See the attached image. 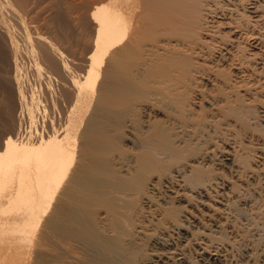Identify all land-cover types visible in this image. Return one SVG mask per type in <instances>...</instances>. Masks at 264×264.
I'll use <instances>...</instances> for the list:
<instances>
[{
    "label": "bare ground",
    "instance_id": "bare-ground-1",
    "mask_svg": "<svg viewBox=\"0 0 264 264\" xmlns=\"http://www.w3.org/2000/svg\"><path fill=\"white\" fill-rule=\"evenodd\" d=\"M26 1L0 0V264H193L191 202L264 211V0H51L32 31Z\"/></svg>",
    "mask_w": 264,
    "mask_h": 264
},
{
    "label": "rangeland",
    "instance_id": "rangeland-1",
    "mask_svg": "<svg viewBox=\"0 0 264 264\" xmlns=\"http://www.w3.org/2000/svg\"><path fill=\"white\" fill-rule=\"evenodd\" d=\"M51 0H28L26 1V4H27V9H26V6L23 7L25 8V19H26V25L28 26L29 29H31L30 31H32V27L31 26V22L30 21H34L35 18L34 17H39V19L36 18V20H42L44 21L45 18L48 16V10L45 12L46 8L48 9L50 7V4L49 3H52L53 1ZM30 3V4H29ZM34 6H33V5ZM38 5V6H37ZM47 5V6H46ZM22 8V9H23ZM35 8V9H34ZM41 8V9H39ZM45 9V10H44ZM24 12V9L22 10V13ZM34 12V13H33ZM41 12V13H40ZM27 16V18H26ZM45 17V18H44ZM42 18V19H41ZM44 18V19H43ZM28 19V20H27ZM32 19V20H31ZM34 19V20H33ZM30 24V25H29ZM22 27L20 29V33H22ZM40 31H43L45 35L48 36V34H46V31L43 29V30H40ZM42 32V33H43ZM9 69V67H7ZM10 75V74H8ZM10 77V76H9ZM10 79V78H9ZM15 112H16V109H15ZM264 119V118H263ZM261 124L263 125L264 124V121L261 122ZM221 148H225L228 149V146L225 144H222ZM220 148V149H221ZM222 151V150H220ZM221 155V153L218 152L217 156ZM223 159V158H222ZM221 174L225 175V177H227L226 179H228L229 181V178L231 180H234V176L233 174L230 172V171H227L228 169L225 168V167H221ZM230 173V174H229ZM231 176V177H230ZM229 177V178H228ZM212 198H210L208 200V202L204 203V204H199L197 203H194L195 201L193 199H191L192 201L194 202H191L193 203V205L191 206H187V208H191V214L194 216L197 215V217L195 218H199V222H197V226H199V228L201 230L202 229V225L205 224V222H207V224L205 225H209L212 221L214 222L215 221H221L223 222V231L220 232V233H217V241L216 243L213 244V248L212 249H216L218 252H217V257H218V261L215 262L214 264H220L219 262L222 261V262H226L227 264H246L247 260H248V257L245 255L242 254V249L245 248V247H251L252 250L253 248L255 249L256 252L259 251V253H255L257 256L258 254V263L257 264H260L262 263L261 260H263L264 258V217H261L263 216V213L264 211H262L261 209H257L258 212L256 213L255 210H253L254 213H256V217L255 219L253 220L255 225H253V221H251V217L249 216L248 218L250 220H245V217L242 216V214H239L238 212L239 211H236V210H227V209H222L223 207H221L219 205V203L217 202V200L219 199L218 197L216 196H211ZM216 197V198H215ZM215 198V199H214ZM212 199V200H211ZM211 200V203H209V201ZM184 203V202H183ZM185 204V203H184ZM199 204V205H198ZM204 205V206H203ZM207 205V206H206ZM200 206V207H199ZM195 207V208H194ZM201 209V210H200ZM189 210V211H190ZM227 210V212H226ZM261 212H260V211ZM233 212V213H232ZM249 212L251 213V211H247V214H249ZM201 213V214H200ZM203 214V215H202ZM232 214V215H231ZM210 216V217H209ZM215 216V217H214ZM203 219H202V218ZM217 218V219H216ZM236 218V219H235ZM260 220H259V219ZM262 218V219H261ZM212 220V221H211ZM237 220V221H236ZM257 220V221H256ZM247 223H246V222ZM196 222V221H195ZM201 222V223H200ZM204 222V223H203ZM245 222V223H244ZM252 222V223H251ZM199 223V224H198ZM203 223V224H202ZM251 224V225H250ZM257 225V227H256ZM259 225V226H258ZM204 226V225H203ZM254 226V227H253ZM230 227V228H229ZM252 227V228H251ZM256 227V228H255ZM261 227V228H259ZM259 228V229H258ZM199 229V230H200ZM254 229V230H253ZM261 229V230H260ZM198 230V231H199ZM200 230V231H201ZM247 230V232H246ZM197 233V235L191 239L192 241H190L187 249H186V254L187 256L189 257L190 260H192L194 263L193 264H207L205 263L206 261L205 260H201L202 257L199 256V251L200 250V245H203L201 244L200 240L198 238L201 237V233L200 232ZM253 231V232H252ZM258 231V232H257ZM256 232V233H255ZM245 233V234H244ZM259 233V234H258ZM261 233V234H260ZM200 234V235H199ZM223 234V235H222ZM244 234V235H243ZM249 234V235H248ZM221 235V236H220ZM252 235V236H251ZM259 235V236H258ZM220 237H223V238H220ZM256 237V238H255ZM259 237V238H258ZM224 239V240H223ZM259 239L261 240L260 242ZM256 240V241H255ZM200 241V242H198ZM222 242V244H221ZM252 244H251V243ZM255 242V243H254ZM220 243V244H219ZM254 243V244H253ZM260 243V244H259ZM199 244V245H198ZM257 244V245H256ZM252 245V246H251ZM219 246V247H218ZM217 247V248H215ZM259 247V248H258ZM262 251H261V250ZM189 250V251H188ZM253 250V252H255ZM244 257H243V256ZM260 258V259H259ZM260 260V261H259ZM204 261V262H203ZM246 261V262H245ZM257 262V261H256ZM208 264H212V263H208Z\"/></svg>",
    "mask_w": 264,
    "mask_h": 264
}]
</instances>
